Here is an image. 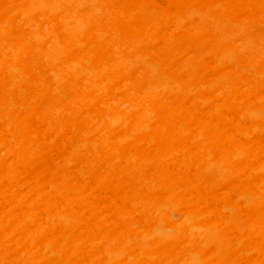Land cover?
<instances>
[{
  "label": "bare ground",
  "instance_id": "obj_1",
  "mask_svg": "<svg viewBox=\"0 0 264 264\" xmlns=\"http://www.w3.org/2000/svg\"><path fill=\"white\" fill-rule=\"evenodd\" d=\"M0 264H264V0H0Z\"/></svg>",
  "mask_w": 264,
  "mask_h": 264
}]
</instances>
